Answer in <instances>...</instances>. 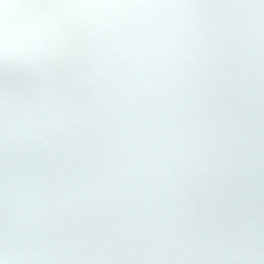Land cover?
<instances>
[{
  "label": "snow or ice",
  "instance_id": "obj_1",
  "mask_svg": "<svg viewBox=\"0 0 264 264\" xmlns=\"http://www.w3.org/2000/svg\"><path fill=\"white\" fill-rule=\"evenodd\" d=\"M0 264H264V0H0Z\"/></svg>",
  "mask_w": 264,
  "mask_h": 264
}]
</instances>
